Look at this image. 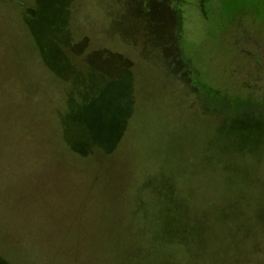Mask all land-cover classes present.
<instances>
[{
    "label": "rangeland",
    "instance_id": "obj_1",
    "mask_svg": "<svg viewBox=\"0 0 264 264\" xmlns=\"http://www.w3.org/2000/svg\"><path fill=\"white\" fill-rule=\"evenodd\" d=\"M0 264H264V0H0Z\"/></svg>",
    "mask_w": 264,
    "mask_h": 264
}]
</instances>
